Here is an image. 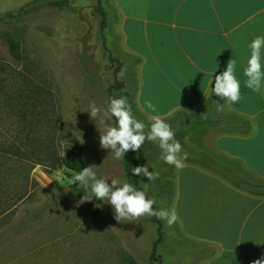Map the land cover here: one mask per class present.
I'll return each instance as SVG.
<instances>
[{
  "label": "rangeland",
  "instance_id": "374dc122",
  "mask_svg": "<svg viewBox=\"0 0 264 264\" xmlns=\"http://www.w3.org/2000/svg\"><path fill=\"white\" fill-rule=\"evenodd\" d=\"M24 78L49 93L54 109L50 132L59 156H79L98 177L128 182L155 197L154 209H170L175 167L160 159L158 145L145 141L135 155L129 150L116 159L100 147L98 129L104 124L85 111L92 101L104 109L111 98L126 97L145 132L150 129L152 119L135 106L137 61L123 45L113 0H0L4 146L19 128L9 99L23 88ZM164 120L192 160L189 149L200 144L204 121L189 115ZM1 160L9 169L5 193L27 187L28 194L0 216V264H200L203 248L180 237L176 222L169 226L147 215L118 222L110 204L81 203L85 189L64 168L49 171L12 157ZM136 166H147L159 177L133 180L129 170Z\"/></svg>",
  "mask_w": 264,
  "mask_h": 264
},
{
  "label": "crops",
  "instance_id": "0c3cea01",
  "mask_svg": "<svg viewBox=\"0 0 264 264\" xmlns=\"http://www.w3.org/2000/svg\"><path fill=\"white\" fill-rule=\"evenodd\" d=\"M113 2L123 45L137 61V110L148 119L215 118L204 121L193 159L173 170L170 209L178 213L180 237L203 248L200 264L264 257V95L248 89L243 75L249 43L264 35V0ZM230 59L241 99L220 101L218 110L211 86Z\"/></svg>",
  "mask_w": 264,
  "mask_h": 264
},
{
  "label": "clouds",
  "instance_id": "9594fccd",
  "mask_svg": "<svg viewBox=\"0 0 264 264\" xmlns=\"http://www.w3.org/2000/svg\"><path fill=\"white\" fill-rule=\"evenodd\" d=\"M248 47L250 55L243 68V75L246 78L245 86L252 92L264 95V35L256 36ZM235 70L236 61L230 59L226 70L215 76L211 93L219 97L218 110L223 107L220 101L235 104L241 99V84L235 75ZM145 103L148 109L156 112V106L151 101ZM85 111L89 113L91 119L99 120L104 124L102 129H98L100 147L110 150L116 159H124L129 150L138 151L145 141H148L158 145L162 153L160 159L165 163L176 169L185 167L188 154L182 151V145L176 138L171 125L159 116H154L150 129L145 132V124L133 115L126 97L111 98L104 109L92 101ZM204 115L205 113L201 114V116ZM112 120L115 121L114 124L108 123ZM93 167H84L74 176V180L85 189L81 203L96 199L110 204L114 209V218L118 222H132L145 215L164 220L169 226L178 221L179 216L175 208L154 209L153 206L156 203L154 196L149 198L146 191L138 190L128 182L121 183L115 178L98 177ZM148 169L147 166H136L131 171L134 176H143L149 181L159 177L158 172ZM109 180L111 183H108ZM95 206L101 208L102 204ZM251 264H264V257L252 261Z\"/></svg>",
  "mask_w": 264,
  "mask_h": 264
},
{
  "label": "trees",
  "instance_id": "16d2710c",
  "mask_svg": "<svg viewBox=\"0 0 264 264\" xmlns=\"http://www.w3.org/2000/svg\"><path fill=\"white\" fill-rule=\"evenodd\" d=\"M22 83L23 88L9 99L12 102L10 106L15 111L14 115L18 118L19 128L11 134L12 138L7 146L0 143V216L15 208L28 194L27 187L15 190L13 195L5 193L7 190L5 174L9 169L7 166L5 169L6 163L1 160L4 156L7 159H11V157L16 159L15 163L18 164L22 162H28L32 166L39 164L49 168V171L64 168L73 176L84 168V161L81 157L74 155L62 157L55 151V143L50 132L51 128H53L51 122H53L54 109L51 105L49 93L38 89L26 78L22 80ZM226 116L219 122V126L223 130L225 129L226 118H229ZM202 119L205 122L215 120V118L210 117V114L205 115ZM189 151L193 156L192 147H190ZM130 153L131 156L135 155V151L130 150ZM202 156L203 154L198 152L197 157L200 159ZM32 166H30L29 170L32 169ZM132 177L135 180L136 176L132 174ZM26 182H28L27 179Z\"/></svg>",
  "mask_w": 264,
  "mask_h": 264
}]
</instances>
